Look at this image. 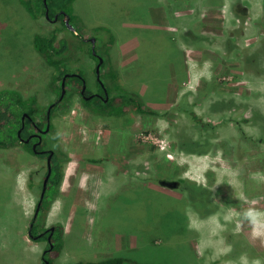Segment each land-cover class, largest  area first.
Returning <instances> with one entry per match:
<instances>
[{
  "label": "rangeland",
  "instance_id": "rangeland-1",
  "mask_svg": "<svg viewBox=\"0 0 264 264\" xmlns=\"http://www.w3.org/2000/svg\"><path fill=\"white\" fill-rule=\"evenodd\" d=\"M71 7L70 24L86 37L58 32L69 40L72 72L84 71L96 90L87 55L94 37L109 94L115 73V85L157 114L106 117L76 90L51 114L45 147L67 157L40 223L63 225L55 262L264 264V0H72ZM56 26L32 18L19 0H0V88L35 94L42 111L57 96L48 89L53 68L32 37ZM181 101L204 124L181 111ZM197 136L209 142L206 152L179 148ZM46 166L22 141L0 146V264H41L47 241L32 239L28 227ZM179 178L204 187L215 205L196 196L187 202Z\"/></svg>",
  "mask_w": 264,
  "mask_h": 264
},
{
  "label": "trees",
  "instance_id": "trees-1",
  "mask_svg": "<svg viewBox=\"0 0 264 264\" xmlns=\"http://www.w3.org/2000/svg\"><path fill=\"white\" fill-rule=\"evenodd\" d=\"M70 1V5L68 2ZM72 0H46L44 3L43 0H19V2L24 6L28 14L36 19L40 16L46 17V9H48V19L54 18V15H58V19L56 22H59L61 26H56L50 32V34L43 33H34L32 37V44L35 50L43 57L45 62L52 66L53 72L48 81V89L53 91L57 98L53 101V105L50 111L51 114L59 109L63 105H67L68 95L70 90H76L80 93V89L82 86V80L84 79L87 83V77L83 72L79 73L81 76L75 74H69L65 78V93L63 97L60 99L61 93V82L62 78L66 73H73L69 67L68 62L65 59V54L69 50V40L65 37L58 38V32L65 28L71 34L76 35L78 40L82 43L86 42V37H83V34L79 32L75 34L71 31L67 24L65 23V19L68 18L69 23L72 19H75V15L70 12ZM168 8L170 19L176 20L177 16L173 13L174 8ZM101 27H97L95 30L99 31ZM95 35V34H94ZM93 35V36H94ZM113 37V36H110ZM89 48L87 50V55L89 58H92L95 63L98 62V58L95 54L92 53V45L89 43ZM258 59V58H257ZM256 59V60H257ZM103 65V62L101 66ZM108 76L113 80V87H115V92L113 95L109 94L108 86L105 84L108 98L107 100L101 99L96 95H92L90 98L86 99L81 95V102L92 109L94 112H98L106 115V117H113L115 119H128L132 113H148V114H157V110L152 109L150 107L143 106L144 104L139 100L138 96L134 93H129L125 88L121 87L119 83H114L117 78L115 73H109ZM83 78V79H82ZM101 78V77H100ZM102 79V78H101ZM96 90L100 93H103L102 87L97 80ZM87 93L92 92L88 86L86 85ZM181 103L183 104L181 106ZM177 105V107L186 112L191 119L202 122L204 124L202 118L191 109L190 106L185 105V102L181 101ZM224 105V104H223ZM49 106V105H48ZM106 107V109H104ZM48 108V107H47ZM42 111V107L38 102V99L35 94H30L24 96L20 90L8 86H4L0 88V146L8 145L9 143L15 141H21V139H26L29 137L31 133L36 130V126L44 127L46 124V111ZM26 113L25 117L22 119L23 114ZM41 116L39 119L38 117ZM36 124V126H35ZM52 129V124H50L49 131ZM18 130L20 131V135H18ZM48 134V133H47ZM34 138H30L29 141H23L22 144L28 152L36 154L40 157H45L46 152H36V150L32 147V140ZM48 145L47 137L42 139V143L39 144L35 149L39 150L45 148ZM182 151L189 153H204L209 148V142L203 137H190L187 141H183L179 147ZM89 161L94 162L93 158H88ZM67 161V157L63 156L62 153H58L54 150L53 155L51 156V172L46 182V188L44 191V195L41 198L39 193L38 199L35 202L34 211L38 207V202L40 205L38 207V211L35 215L32 216L31 224L29 227L30 232L33 235H37L40 230H44L43 224H40L45 221L46 215L51 207V201L58 194L59 186L63 180V167L64 162ZM47 172V168L42 178V183ZM32 173L30 172L28 185L29 187L34 186L33 180H31ZM178 181L182 184V189L187 192L186 200L189 202V199H193L194 196L198 197L199 203L212 202L215 205L214 201H210V193L198 183H195L186 178H179ZM185 186V187H184ZM188 197V198H187ZM192 203V202H190ZM199 211V210H198ZM47 230H50L49 228ZM63 225L56 224L54 225V231L51 236V241L53 246L51 249L46 250L49 247V243H46L45 249L41 255V264H46L45 259L48 261V264H59L55 262V258L58 256L61 245H62V235H63ZM34 240H46V235H39L36 238L31 236ZM61 264H148L142 262H136L131 260L130 258H126L124 256H113L109 258H101L95 260H78L74 262H66Z\"/></svg>",
  "mask_w": 264,
  "mask_h": 264
},
{
  "label": "water",
  "instance_id": "water-1",
  "mask_svg": "<svg viewBox=\"0 0 264 264\" xmlns=\"http://www.w3.org/2000/svg\"><path fill=\"white\" fill-rule=\"evenodd\" d=\"M43 1H44V3L46 2V0H43ZM46 17H48V9H46ZM56 18H57V15H55L54 19H56ZM66 24H67V27L70 28L74 33H77V30H76V29H75V28L69 23L68 18H66ZM91 42H92V53L95 54V55L97 56V58H98V62L96 63V66H95V72H96L97 78L99 79L100 84L104 87L103 82L100 80V66H101V64H102V62H103V58H102L99 54H97L96 51H95V49H94V43H95V39H94V37L91 38ZM69 74H72V73H66V74L63 76V78H62V82H61V93H60V96H59L60 99L63 97V95H64V93H65V78H66V76L69 75ZM73 74L78 75V74H76V73H73ZM78 76H79V75H78ZM85 89H86V83H85V81H84V79H83V80H82V86H81L80 92L83 94L84 91H85ZM104 94H105V98H104V99L107 100V98H108V94H107V91H106V88H105V87H104ZM52 105H53V103L50 104V105L48 106V109H47L48 124L46 125V127H45L44 130L42 131L43 133L47 132L48 129H49L50 109H51ZM25 115H26V113L23 114L22 119L25 117ZM20 131H21V130H18V135H20ZM30 138H31V136H30V137H27L26 139H22L21 141H25V142H27V141H29ZM40 140H41V136H39V140H38V142H39ZM36 144H37V143H36ZM36 144L33 145V149H34V150H36V149H35V148H36ZM50 172H51V163H50V157H48V158H47V172H46L45 177H44V180H43V188H42V191H41V194H40V197H41V198H42L43 195H44V191H45V188H46V182H47V180H48V177H49V175H50ZM39 205H40V202H38V207H39ZM38 207L36 208L35 213H37V211H38ZM31 226H32V225L30 224V227H31ZM52 229H53V226L51 227V230H52ZM28 234H29L30 236H34V235L30 232V229L28 230ZM34 237L36 238L37 236H34ZM49 244H50V246H49L48 250L51 249L52 246H53V244H52V242H50V240H49ZM45 262H46V264H48V261H47L46 259H45Z\"/></svg>",
  "mask_w": 264,
  "mask_h": 264
},
{
  "label": "flooded vegetation",
  "instance_id": "flooded-vegetation-1",
  "mask_svg": "<svg viewBox=\"0 0 264 264\" xmlns=\"http://www.w3.org/2000/svg\"><path fill=\"white\" fill-rule=\"evenodd\" d=\"M57 15V14H56ZM54 17H55V15H54ZM56 19H58V15H57V18ZM56 19H54V18H51L50 20L51 21H54V22H56L57 20ZM65 23H66V19H65ZM90 38H92V37H90ZM83 79V78H82ZM98 80V79H97ZM101 87H102V91H103V93H100L99 91H97V90H94V91H92V92H86V91H84V93L82 94L81 92H80V94L84 97V98H86V99H88V98H90L92 95H96V96H98L99 98H101V99H104L105 98V94H104V87L101 85ZM106 88V87H105ZM107 91V90H106ZM108 94V93H107ZM105 100V99H104ZM53 103V102H52ZM51 104V103H50ZM54 104V103H53ZM48 109V108H47ZM51 111V110H50ZM46 124H45V126L44 127H39V126H36V124H35V126H36V130L33 132V133H31L30 135H29V137L31 136V138H34L33 140H32V147H33V145L34 144H36V147L39 145V144H41L42 143V139L45 137V135L49 132V129H48V131L47 132H45V133H43L42 131L44 130V128L46 127V125L48 124V118H47V111H46ZM50 124H51V121H50V119H49V127H50ZM39 136H41V140L38 142V140H39ZM36 152H46V161H47V158L48 157H50V159H51V156L53 155V149L52 148H47V147H45V148H42V149H39V150H37L36 149ZM46 168H47V166H46ZM174 184H175V182H174ZM48 228L46 227V228H44V230H40L39 232H38V234L37 235H35V236H39V235H46V241L49 243V240H50V242H52L51 241V236H52V234H53V231H54V227H53V229L51 230L50 229V227H49V229L50 230H47ZM46 242V243H47ZM53 244V243H52ZM49 246H50V244H49ZM49 248V247H48ZM48 248L46 249V250H48Z\"/></svg>",
  "mask_w": 264,
  "mask_h": 264
},
{
  "label": "clouds",
  "instance_id": "clouds-1",
  "mask_svg": "<svg viewBox=\"0 0 264 264\" xmlns=\"http://www.w3.org/2000/svg\"><path fill=\"white\" fill-rule=\"evenodd\" d=\"M70 29V28H69ZM71 30V29H70ZM97 53V52H96ZM80 76V75H79ZM85 81V80H84ZM103 84H104V82H103ZM101 85V84H100ZM104 87H105V84H104ZM86 90V89H85ZM51 104H52V102H51ZM50 105V104H49ZM48 107V106H47ZM51 110V109H50ZM22 140V139H21ZM23 142V141H22ZM43 188V187H42ZM36 213L34 212L33 213V215H35ZM31 224V223H30ZM30 224H29V227H30ZM32 225V224H31ZM29 227H28V230H29ZM51 227L52 226H50V229H51ZM54 227V226H53ZM44 228H46V227H44ZM47 228H49V227H47ZM30 236V235H29ZM35 236V235H34ZM31 237V236H30Z\"/></svg>",
  "mask_w": 264,
  "mask_h": 264
},
{
  "label": "crops",
  "instance_id": "crops-1",
  "mask_svg": "<svg viewBox=\"0 0 264 264\" xmlns=\"http://www.w3.org/2000/svg\"><path fill=\"white\" fill-rule=\"evenodd\" d=\"M134 39H136V37H133ZM131 39V38H130Z\"/></svg>",
  "mask_w": 264,
  "mask_h": 264
},
{
  "label": "built area",
  "instance_id": "built-area-1",
  "mask_svg": "<svg viewBox=\"0 0 264 264\" xmlns=\"http://www.w3.org/2000/svg\"><path fill=\"white\" fill-rule=\"evenodd\" d=\"M163 149H165V146L163 147Z\"/></svg>",
  "mask_w": 264,
  "mask_h": 264
}]
</instances>
